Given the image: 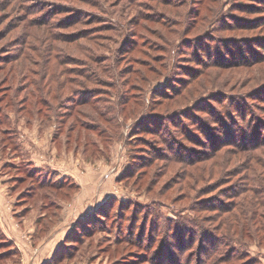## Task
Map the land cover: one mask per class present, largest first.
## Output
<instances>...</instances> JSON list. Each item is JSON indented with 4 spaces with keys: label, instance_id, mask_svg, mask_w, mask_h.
<instances>
[{
    "label": "rangeland",
    "instance_id": "1",
    "mask_svg": "<svg viewBox=\"0 0 264 264\" xmlns=\"http://www.w3.org/2000/svg\"><path fill=\"white\" fill-rule=\"evenodd\" d=\"M139 1L0 0V96L7 85L15 95L28 78L40 79L32 70L46 81L71 77L70 67L93 65L88 49L103 58L93 65L103 78L77 77L60 90L64 106L56 98L54 108L44 105L46 123L33 90L6 109L13 134L0 135V204L11 216L0 218V264H264V147L228 144L187 161L206 149L208 132L228 125L239 141L253 130L264 138V8L254 0ZM141 11L152 17L138 18ZM50 14L58 24L48 27ZM88 30L93 40L78 37ZM75 90L90 102L71 101ZM241 101L253 108L245 122L212 118L221 109L235 117ZM252 173L257 190L238 193ZM43 179L65 186L41 187ZM181 221L208 237L190 247V233L174 232ZM224 236L243 257L224 254L227 246L208 257Z\"/></svg>",
    "mask_w": 264,
    "mask_h": 264
},
{
    "label": "trees",
    "instance_id": "2",
    "mask_svg": "<svg viewBox=\"0 0 264 264\" xmlns=\"http://www.w3.org/2000/svg\"><path fill=\"white\" fill-rule=\"evenodd\" d=\"M128 1L131 4H135V3L140 2L139 0H128ZM150 1H156L157 2V1H160V0H150ZM254 1L257 2L256 4L254 3V7L255 8H264V0H254ZM138 4H142V3H138ZM143 5H144L145 8H143L141 10H146V9L150 10V9L153 8L152 7L153 6L152 3H148V4L143 3ZM33 8H35V10L41 9L38 5H35L31 9L29 8L30 9V12L31 11L33 12L34 11ZM194 10L195 9L193 8L192 11H194ZM53 16L54 15H51L50 14L49 15V18L46 19V21L44 22V24H46L47 26L48 25L51 26L53 24H58V23H53L51 21L52 20L51 18H53ZM137 17L138 18L139 17L140 18H147L148 17V20H149V17H152V16H148L143 11H141V12H138L137 13ZM78 21H79V19L76 18L74 21H71L72 22L71 24L76 23ZM51 23H53V24H51ZM61 24H63V23H61ZM61 26H63V25H61ZM50 28H51V30L53 32L55 31V27H50ZM99 28L100 29L105 28V30H106L107 28L111 29V26L101 25V27H99ZM93 31L94 30H88V31H85V32H81L78 37L86 38L87 40H93L94 39V36H95L94 34L91 35V33ZM75 38H77V37H75ZM130 48L131 47H129V49L128 48L127 49L130 50ZM87 55H88V58L91 60V64L97 66V68H98V66L99 67L101 66V64L103 62V58L100 57V56H98V55H96L95 54V50L92 51V50L88 49ZM0 58H4V57H1L0 56ZM5 60L7 62H12L13 61V58L11 56L10 57H5ZM79 60L80 59H77V60H74V61H68V63H72L73 62V64H74V63L79 62ZM63 63H64V61H60V64H63ZM78 64L79 65H85V66L83 68L82 67H77V66L70 67L68 70H69V73L72 72V75H71V77H67V75H65V78L64 79L59 78L56 73H53L52 74V78L50 77V80L46 81L47 80V73L46 72L43 71V73H42V72H39V70L34 72L32 70L33 75L40 76L41 78L40 79H37L36 77H33V78L31 77L32 79L31 78L30 79L28 78V82L26 83V85L24 87H21V88H18L17 90H15V92H14L15 95L14 94L13 95H9V91L11 90V85H7L5 87V89H4V91H3V94L0 96V135H3V136L7 135V136H10L11 137L12 134H13L12 131H10L11 130L10 127H8V126L5 127V124H7L8 121L10 120V115L6 111V109L8 107H10V106L13 107L14 105L17 104V102H16L17 99L16 98H17L18 93H20V92H23V91L25 92L26 91V94L24 95L23 102H25V101L28 102V100H29V94H30V91L31 90H33V92H36L35 95H34V98H36L37 96H38V98L35 100V104H36L35 106L41 105L40 108L37 109V112L36 113H37V115H39L40 118H41V115H42V112H43V109H44V105L47 106L48 109L49 108L51 109V108H54L55 107V106H53V107L51 106V104L54 105V103H52V100H50L51 98L53 100H55V98L58 100L57 107L60 108V107L64 106V104H65V101L64 100L69 101V99L63 98L60 95L61 94L60 93L61 92L60 90L62 89V87L67 86L68 83L74 84L76 82L75 79L77 77H81V78L83 77V78L88 79L90 81L94 77L93 74H96V72H95L96 69L93 68V65L90 64L91 66H88L89 64L87 62H81V63H78ZM90 70H91V72H90ZM65 73H66V69L63 68V69H61V71L58 74L59 75H64ZM96 75L99 78H103V76L101 74L100 75L99 74H96ZM55 77L59 78L58 79L59 80V83H58L57 87L53 88V85H50V81H52L53 78L55 79ZM96 79H98V78H96ZM7 80H8V77L6 78V81ZM42 80H43V83H42ZM32 83H34V85H37V90L30 89V85ZM44 88L46 89V91H44L45 90ZM55 90H57V91H55ZM76 91L78 92V90H75L74 93ZM0 92H1V88H0ZM38 92H41V93H39V95H38ZM77 95H78L77 97L71 96L70 97L71 98V101L76 102V103H80V104H85V103L90 102L89 101V98L90 97L83 98L81 96V93H79V92L77 93ZM7 98H8V100H7ZM6 100H7V102L3 105V102L6 101ZM23 104H25V103H23ZM25 106H28V104H25ZM25 106L23 105V108H21V110L26 109ZM195 109H197V108H195ZM252 109L253 108L251 107V105H248L247 103L242 102L237 107V109H236L237 110L236 112L238 114H235L234 113L235 114V117L233 116L232 112H228L227 113V111H224V110L221 109V110H219L217 112V118L215 117V114H213L212 118H214V120L216 122H220L222 124L223 122H225L227 120H229V121L232 120V121H236L237 122V119H238L237 116H240L241 119L244 120V122H245V120L246 119H249V117L252 115V113H253V110ZM248 115H249V117H247ZM41 121L43 123H46V122H44L45 120H43L42 118H41ZM196 122L197 123H200V120H198ZM202 123H205V122L202 121ZM244 126H245L244 127L245 129H248V126H246V125H244ZM249 127H250L249 129H252L253 126H249ZM149 129H151L150 132H152V133H158L159 132L158 129L156 130V129L151 128V127L148 128V130ZM181 130H183V127L181 128ZM237 131L238 130H236V132ZM205 132L207 134V131L206 130H205ZM205 132H204V134H205ZM236 132L234 130V127L233 126H229V125L226 127L225 131H223V128H221V132H219L220 135H218L216 133H213V132L212 133H209L208 132V136H209L208 138L210 140L209 143H207V142H204L203 143V141L200 140L199 138H197L196 136L194 137V136H190L189 135L191 139L196 140L197 142H201V143L205 144V147L204 148H206V149H204L203 153L199 157H197L196 159H194V158H188L187 161L189 163H194L195 161L208 160L211 157L216 156L222 150L223 146L228 145V144L232 145L234 149H236L238 151H241V152H253V151H256V150H260V149H262L264 147V138H261L260 137L259 131H254L253 130L251 132V134H253V136H252L253 139L250 140V141H248L249 140L248 133H247V137H245L246 138L245 140L239 141ZM242 132L244 134L246 131L242 130ZM161 133H163V132H161ZM17 140H18V142L20 144H22L19 137L17 138ZM18 142H17V145L19 144ZM163 143L160 142L159 144L161 145ZM209 144L212 145L211 149L209 147L210 146ZM160 145L157 146L156 148H154V150H156V151L157 150H161L160 149L161 146H164V145H161V146ZM28 173L30 174V176L36 175V171L34 169H32V167L28 171ZM253 174L254 173L250 174V176L253 177ZM247 175H248V177L246 176V179L243 180V184H245V186L238 193H240V192L243 193L244 192L243 190L244 189H247V187H248L249 184H251L253 190H254V188H256L257 184H259L260 181L256 182L257 178L256 179L254 177L251 178V177H249V174H247ZM44 180L45 179H43L39 183L41 187H44L46 185H49L51 188L61 189V188H63L65 186V182L64 181H55V182H52V183H49L48 184ZM70 185L71 186H74L73 184H70ZM262 186H264V185H262ZM257 187H259V186H257ZM256 190H257V188H256ZM238 193H236V195ZM232 206H233V203H232ZM177 224L178 225L176 226V229H174V232L176 230H178L180 235L183 234L184 232L185 233H190V238H191L190 239L191 240L190 241V247H192L193 244H195L197 240L200 239L201 241H203L206 237H208L206 235L207 233L205 234V233H202L201 232L199 234V232H196L197 231V227L199 228V226L195 225L196 224L195 222L189 223L187 221H181V222H178ZM165 225H166V229L167 230H172V228H173V221L171 223L169 221ZM234 241H235V239L232 240L231 239V236H227V237L224 236V237L218 238L215 242H213L212 247H211V250H210V252H208V255H209L208 257H210V258L212 257L213 258L216 253H218V254L221 253L223 251V248L225 246L229 247V249H228L229 251L227 250V252H225V253L223 252V253L224 254L228 253V256H230V258H232V257H237V258L238 257L239 258L240 257H243L242 255H244V254L241 251H238V252L236 251L235 252V250H234L235 248H234V246H232V243ZM201 246H203L202 243L199 245V247H201ZM223 253H222V256H225ZM200 257H202V256H200ZM216 258H213V259L216 260ZM200 259L202 260L203 258H200ZM246 264H250V262H247Z\"/></svg>",
    "mask_w": 264,
    "mask_h": 264
},
{
    "label": "crops",
    "instance_id": "3",
    "mask_svg": "<svg viewBox=\"0 0 264 264\" xmlns=\"http://www.w3.org/2000/svg\"><path fill=\"white\" fill-rule=\"evenodd\" d=\"M23 144V143H22ZM1 174V173H0ZM7 202V201H6ZM6 202L5 201H2V199H1V204H0V209H1V211H0V218L1 217H3V216H5L4 218L5 219H9L10 217L9 216H11V212H9L8 211V202H7V204H6ZM1 221V220H0ZM5 232V231H4ZM9 236V235H8ZM11 238V237H10Z\"/></svg>",
    "mask_w": 264,
    "mask_h": 264
}]
</instances>
